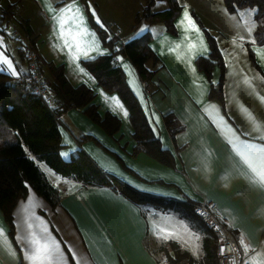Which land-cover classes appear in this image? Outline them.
<instances>
[{
	"label": "crops",
	"instance_id": "crops-1",
	"mask_svg": "<svg viewBox=\"0 0 264 264\" xmlns=\"http://www.w3.org/2000/svg\"><path fill=\"white\" fill-rule=\"evenodd\" d=\"M177 1L182 9L174 21L176 33L172 35L161 23L148 25L141 22L135 26V16L144 0H86L94 22L103 29L110 25L120 31L118 38L123 44L146 33L152 35L150 48L157 59L145 64L146 69L153 73L150 82L140 80L128 59L121 58L119 64L161 148L172 157L173 163L166 165L145 152L133 155L135 141L128 110L116 94L106 93L100 88L84 68V61L109 52L90 25L88 13L80 0H0V23L4 12L12 10L14 17L6 25L13 26V31H19L30 39L42 66L61 67L71 86L83 85L94 91L93 104L102 119L111 115L120 122L112 137L81 110H68L59 118L60 158L69 161L82 149L105 173L170 207L136 204L111 186H83L56 175L39 163L48 182L60 193L58 204L50 206L29 188L26 198L14 207L13 236L9 234L0 210V228L6 233L4 241L10 242L16 253L15 256L8 255L5 243L4 250H0V264H29L17 236L27 234L24 221L30 213L32 230L44 234L43 228H47L44 235L59 245L60 252L54 264H77L81 258L84 264H161L148 246L149 237L167 243L174 241L195 260H201V244L208 229L197 219L194 209L207 203L218 206L229 225L228 234L233 241L243 237L253 246V252L244 257L243 264L256 257L257 253H264V188L250 179L249 170L229 143L233 137L227 130L231 125L237 133H250L242 139L264 144V140L256 139L260 134L252 131V125L246 119L250 110L264 122V44H257L254 37V11L245 13L241 19L238 13L227 12L224 0ZM77 5L83 18L82 27L89 33L82 39L88 42L85 48L90 46V50L87 56L80 54L78 59H73L75 48L70 55L62 46L59 26L53 17L58 16L65 6L75 13ZM165 9L166 3L157 2L153 12ZM185 12L199 32L189 28ZM192 13L214 38L223 59L224 71L216 66L210 80L195 64L199 57L208 58L210 49L205 33ZM66 27H74L72 21ZM141 28L146 30L140 32ZM26 29L29 35L25 33ZM190 43H194L196 48L190 50ZM14 44L16 54L6 44L0 50L13 62L17 75H12V69L4 64L0 66V72L16 79L27 74L28 67L20 55L19 45ZM220 78L223 106L209 97L210 84H218ZM245 78L250 83L245 84ZM112 97H117L122 107L117 106ZM220 117L226 123H221ZM81 137L85 139L79 143ZM202 158L207 160V171ZM30 204L36 206L31 207ZM186 206H192L193 211ZM188 214L195 218V223L191 222ZM158 216L164 220L173 219L183 228L187 224L186 232L194 236L195 244L198 242L200 245L199 256L182 248L177 240L165 239V233L159 232L163 223ZM154 225L159 228H154Z\"/></svg>",
	"mask_w": 264,
	"mask_h": 264
},
{
	"label": "trees",
	"instance_id": "trees-1",
	"mask_svg": "<svg viewBox=\"0 0 264 264\" xmlns=\"http://www.w3.org/2000/svg\"><path fill=\"white\" fill-rule=\"evenodd\" d=\"M81 2L88 13L90 25L109 52L84 61V68L95 78L100 88L106 93L116 94L128 110L135 141L133 155L145 152L159 162L171 165L172 157L161 148L140 103L127 85L120 64L115 61L117 57L128 59L140 80L150 82L153 73L146 69L145 64L149 60L157 59L150 48L152 35L146 33L123 44L118 37L112 36L109 31L98 26L89 13L86 0ZM157 2L166 3L167 9L153 12ZM224 5L230 14H236L238 9L253 10V18L256 22L254 37L257 44H264V0H224ZM181 9L177 0H144V5L135 16L134 24L138 26L141 22H146L148 25L161 23L168 33L174 35L176 33L174 21ZM192 16L205 33L210 49L209 57H199L195 64L210 80L211 72L216 66L224 71L223 59L214 38L203 28L194 13ZM13 17L12 10H6L1 23H8ZM25 33L29 35L28 29ZM249 54L253 58L251 50ZM20 55L23 59L21 52ZM45 66L46 68L42 66V69L47 81V92L42 97L31 93L14 77L0 72V210L9 227V234L13 236L14 207L20 200L26 198L29 188L50 206L54 207L58 204L60 193L48 182L39 163L56 175L76 181L83 186H111L136 204L148 203L153 204L154 207L164 204V208H170L167 203L161 201L159 203L157 202L159 199L138 193L114 176L105 173L82 149L69 161L60 158L59 151L62 146L59 118L68 110H81L112 137L118 131L120 122L111 115H106L103 119L99 116L93 104L95 98L93 90L83 85L73 87L68 83L61 67L49 64ZM209 97L224 105L222 78L218 84H210ZM84 139L81 137L79 143ZM173 206L171 204V207ZM186 207L190 211L194 209L192 206ZM205 232L201 244L203 251L201 260H195L189 253L181 250L176 242L169 241L167 244L173 252V255H168L169 264H216L215 250L218 236L208 230Z\"/></svg>",
	"mask_w": 264,
	"mask_h": 264
},
{
	"label": "snow or ice",
	"instance_id": "snow-or-ice-1",
	"mask_svg": "<svg viewBox=\"0 0 264 264\" xmlns=\"http://www.w3.org/2000/svg\"><path fill=\"white\" fill-rule=\"evenodd\" d=\"M250 12L251 10H249V13ZM237 13L238 15H240L241 19L244 18V11L238 9ZM93 15H95V12H93ZM232 18L234 19L235 17ZM53 19L57 21V24L59 26V38L62 41V46L68 50L70 55H72V50L73 48H75L76 55L73 56V59H78L80 54L87 56V53L90 50V46L88 48H85V45L88 42L82 39V37L88 35L89 33L85 28L82 27L83 18L79 13L78 5L77 11L75 13L72 12V9L70 7L65 6L64 9L60 10V14L58 16H54ZM185 20H187L189 28L199 32V29L187 12H185ZM69 21H72L74 27H66L67 25H69ZM97 22L99 23V20ZM245 23H247V21H245ZM145 30V28H141L140 32H143ZM249 32H251V28H249ZM241 39H243V37H241ZM252 42L255 43V41ZM201 44H203L202 39ZM2 46L3 40L0 39V47ZM188 48L190 50L195 49L196 45L194 43H190L188 45ZM0 63L7 64L8 67L12 69V75H17V72L13 68L12 62L8 60L3 53H0ZM80 71L83 72L84 69L81 68ZM193 71H195V69H193ZM244 83H250L248 78H245ZM112 99L116 101L117 106L122 107L117 97H112ZM125 115H127L126 112ZM246 119L252 125V131L260 134L256 137V139L264 140V122L260 121L250 110H248L247 112ZM220 122L226 123L223 117H220ZM227 130L233 137V139L230 140L229 143L232 145L234 152L240 158L241 162L249 170L251 174L250 179L258 187L264 188V144H258L253 142L252 140L242 139V136H248L250 135V133L243 131L237 133V130L231 125L227 126ZM202 163L204 164L205 170H209L207 160L202 158ZM143 190L148 191V189ZM30 206L35 207L36 205L30 204ZM25 211H27V209H25ZM31 215L32 214L30 213L28 218H26L24 221L28 229L27 234L23 236H17V240L24 246L23 251L25 254V259L29 261V264H54L57 254L60 252L59 245L54 240H49L47 236L44 235L47 233V228H43L44 234H37L32 230L33 224L31 223ZM154 228H159V226L154 225ZM184 231H188L186 225L184 226ZM159 232L166 233L164 237L165 239L172 237L180 238V233L174 230L169 231L168 229L159 228ZM5 235L6 233L4 229L0 228V250H4L5 243H7V254L10 256H15V249L11 247L10 242L4 241ZM196 239H199V237L196 236ZM243 243L244 240L242 238L241 244ZM69 250L71 251V249ZM245 252H247V248H245ZM221 253H223V249H221ZM73 255L75 256V254ZM77 264H84L83 259H78ZM233 264H235V261L233 262ZM245 264H264V253H257L256 257L245 261Z\"/></svg>",
	"mask_w": 264,
	"mask_h": 264
},
{
	"label": "built area",
	"instance_id": "built-area-1",
	"mask_svg": "<svg viewBox=\"0 0 264 264\" xmlns=\"http://www.w3.org/2000/svg\"><path fill=\"white\" fill-rule=\"evenodd\" d=\"M106 29L116 37L121 34L110 25ZM11 38L19 45L28 67L27 74L16 78L17 82L23 84L31 93L40 97L44 96L47 92V81L38 54L30 39L19 31H13ZM120 60L121 58L117 57L115 61L119 63ZM194 213L206 229L218 236L215 250L216 264H233L234 261L235 264H243L244 257L252 253L254 248L243 237H238L236 242L231 239L228 234L229 225L218 206L214 203L202 204L194 209ZM242 238L243 244H241ZM245 248H247V252H245ZM221 249H223V253H221Z\"/></svg>",
	"mask_w": 264,
	"mask_h": 264
},
{
	"label": "rangeland",
	"instance_id": "rangeland-1",
	"mask_svg": "<svg viewBox=\"0 0 264 264\" xmlns=\"http://www.w3.org/2000/svg\"><path fill=\"white\" fill-rule=\"evenodd\" d=\"M249 10H251V9H245L244 10V15H245V13H249L248 12ZM6 24L7 23L0 24V28H1L0 31L4 33V34L0 33V39L3 40V44H6L7 47H12L13 54H16L15 53L16 47H15L14 41L11 40V37L10 38L8 37L9 35L11 36L12 33H13V26H10V25L7 26ZM20 52L22 54V51L21 50H20ZM0 53H3L5 55V52H1V50H0ZM5 57L8 60H10V58H8L6 55H5ZM3 64L6 67H8V65L5 64V63H0V66L2 67ZM12 65H13V62H12ZM13 68H14V65H13ZM40 165H42V167H46L43 164H40ZM164 207H165L164 204L163 205H159V208H164ZM147 211H149V210H147ZM188 215H189L188 217L191 220V222L195 223L196 222L195 218L192 217L191 214H188ZM158 217H159L160 220H162L163 228L164 229H168L169 231H173L174 230V231L180 233V238L172 237V238H168L167 240H169V239H171V240H177L179 242V244L181 245L182 248H186V249L190 250L191 253L194 256H199V254L201 253V248H200V245H199L198 242L195 244L194 236H192V234L191 235H188V233L186 231H184V228L182 226H180L181 225L180 223L176 225L177 222H175V220H173V219H169V220L166 219V220H164V218H162L161 216H158ZM197 219H198V217H197ZM199 233L201 234L202 231L199 230ZM165 235H166V233H165ZM165 235H163V237H165ZM147 242H148V246L150 247V249L154 253V255L158 258L159 262L161 264H169V262H168V255H170V254L173 255V252H172L171 248L168 246L167 241H162V239H159V240H157V239H151L149 237L148 240H147Z\"/></svg>",
	"mask_w": 264,
	"mask_h": 264
}]
</instances>
